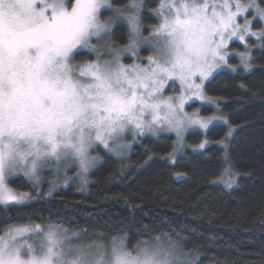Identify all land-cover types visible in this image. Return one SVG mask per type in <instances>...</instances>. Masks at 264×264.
Wrapping results in <instances>:
<instances>
[{"label":"snow or ice","instance_id":"snow-or-ice-1","mask_svg":"<svg viewBox=\"0 0 264 264\" xmlns=\"http://www.w3.org/2000/svg\"><path fill=\"white\" fill-rule=\"evenodd\" d=\"M105 6L113 7L110 0H73L71 5L66 0H0V205L29 199L9 186L8 178L17 171L33 183L49 163H78L86 173L98 159L90 149L102 145L124 154L128 145L120 141L126 132L171 129L180 144L189 125L207 129L216 117L198 118L185 105L193 97L206 99L202 85L216 68L233 67L228 64L233 38L264 39V27L252 30V20L264 23V7L256 0H158L153 9L158 23L147 36L144 0H129L102 22L99 13ZM117 20L128 28L123 49L109 40ZM93 37L112 48L110 60L100 58ZM141 44L153 52L144 66L120 62L121 50L135 55ZM80 48L96 52L97 58L77 61ZM238 55L249 69L251 54ZM166 86L173 95H164ZM205 142L197 147L203 149ZM223 176L231 188L235 173L227 154ZM156 241H138L131 250L117 237L108 245L102 237L84 245L73 243L59 226L45 230L40 224L8 223L0 229V264H188L171 238L167 244L160 237Z\"/></svg>","mask_w":264,"mask_h":264},{"label":"trees","instance_id":"trees-1","mask_svg":"<svg viewBox=\"0 0 264 264\" xmlns=\"http://www.w3.org/2000/svg\"><path fill=\"white\" fill-rule=\"evenodd\" d=\"M110 2L105 21L129 0ZM157 3L144 0V35L158 23ZM256 3L264 7V0ZM253 26L260 30L264 23L254 20ZM109 40L117 48L127 44L125 21H115ZM230 46L233 67L221 68L206 82L210 101L189 107L216 119L205 131H189L180 153L173 151L174 133L145 134L130 140L123 155L98 145L86 182L75 165L59 176L45 167L39 184L12 175L10 186L29 200L0 205V229L8 223L58 225L85 243L123 238L129 250L138 241L171 238L197 264H264V39L250 36ZM78 51L77 61L97 57ZM245 51L252 57L247 70L238 55ZM202 142L203 149L197 147ZM226 154L235 173L231 188L223 183Z\"/></svg>","mask_w":264,"mask_h":264},{"label":"rangeland","instance_id":"rangeland-1","mask_svg":"<svg viewBox=\"0 0 264 264\" xmlns=\"http://www.w3.org/2000/svg\"><path fill=\"white\" fill-rule=\"evenodd\" d=\"M248 1H243V0H241V3H247ZM66 3H68L69 5H71L72 3H73V0H66ZM111 3V2H110ZM105 9H109L107 6H105V7H102L101 9H100V13H99V18H100V20L103 22V21H105V20H103V11L105 10ZM249 12H254V10L253 9H249ZM245 15H247V13L245 14ZM248 18L251 20L252 19V17L249 15L248 16ZM238 22H240V23H243V18H241V17H238ZM253 22H254V20H252V30L253 31H259V30H256L255 28H254V26H253ZM145 36H147V35H145ZM250 36H246L245 37V42L247 41V39L249 38ZM235 40H237L236 38H233L230 42H229V44H228V53H229V57L233 54L232 53V50H231V44H232V42H234ZM239 41V40H238ZM91 42H92V44H94L96 47H97V49H99V56H100V58L102 59V60H110L111 58H112V48L111 47H108V46H106L105 45V42L103 41V40H100V41H98L97 40V38L96 37H93L92 38V40H91ZM110 44L112 45V46H114L113 45V43H111V41H110ZM115 47V46H114ZM123 47L124 46H121V47H119V48H117V47H115V48H117V49H123ZM80 49H83V48H80ZM79 50V49H78ZM86 50H88V49H86ZM90 51V50H89ZM92 53H96V52H92ZM150 55H153V52H152V49H151V47L148 45V44H141L137 49H136V54L135 55H133L131 52H128V51H123V50H121L120 51V62L122 63V64H124V65H133V64H138V65H141V66H144V64H145V62H146V59H147V57L148 56H150ZM97 58V57H96ZM126 58H128V59H126ZM229 60V59H228ZM224 67H226V66H221V67H219V68H216L213 72H212V74L208 77V79L207 80H205L204 82H203V85H202V90H203V94H204V96L206 97V99H203V100H201V99H198V98H196V97H193V99H191V100H189L188 102H187V104L185 105V111L186 112H189V113H192V112H197L198 113V118H207V117H204V116H202L199 112H198V110H194V109H190L189 107L194 103V102H200V103H206L207 101H210L209 99H208V97L206 96V94H205V91H204V88H205V85H206V82L212 77V75L215 73V72H217L218 70H220L221 68H224ZM197 83H200V81H199V78H197V81H196ZM169 85H171V81H169ZM174 93L170 90V88L168 87V86H166L165 87V89H164V95L165 96H169V95H173ZM176 94H178V93H176ZM146 119H148L149 117H145ZM214 120L215 119H212L210 122H209V124H208V127L214 122ZM207 127V128H208ZM193 129H201V130H206L205 128H201L199 125H189L184 131H183V133H182V140H181V143L180 144H177V146H176V153H180L184 148H185V145H186V136H187V134H188V132L189 131H191V130H193ZM162 132H172V133H174L175 134V136H176V138H177V140H178V137H177V135H176V132L174 131V130H171V129H164V128H162V130L158 133V134H160V133H162ZM145 134H152V135H158V134H153V133H151V132H145L143 135H145ZM139 136H141V135H139V134H135L134 132H126L125 134H124V138L120 141L121 143H123V144H126V145H128V147H127V149L130 147V145H131V141H133V140H135V139H137V137H139ZM131 140V141H130ZM110 144H111V142H110ZM97 147V146H96ZM96 147H94L93 149H90L89 150V152H90V155L91 156H95V154H94V150L96 149ZM126 149V150H127ZM108 150V149H107ZM125 150V151H126ZM124 151V152H125ZM113 153H115V152H113ZM116 154V153H115ZM68 159L69 160H71L72 158L71 157H68ZM95 162H96V160H95ZM94 162V163H95ZM94 163L92 164V166L94 165ZM73 165H75V166H77L78 168H77V174H78V176H79V178H82L83 177V180H85L86 178H87V175H88V173L90 172V169L92 168V166L88 169V171L86 172V173H81V170H80V168H79V165H78V163H74V162H71V163H68L67 165H64V163H63V161H61V162H59V164H57V163H49V165L48 166H46V168H48V169H51V170H53L52 172H53V175H54V173L57 175V176H59V175H64V173H66V172H68L69 170H71L72 168H74L73 167ZM45 168V167H44ZM44 168H42L41 170H40V172H39V181L37 182V184H39L40 183V181H41V174H42V172H43V169ZM75 169V168H74ZM17 174H23V172H20V171H17L16 173H14L13 175H17ZM24 175V174H23ZM12 176V175H11ZM10 176V177H11ZM9 177V178H10ZM27 177V176H26ZM9 178H8V183H9ZM28 178V177H27ZM31 180V179H30ZM67 182V181H66ZM64 184H66V183H64ZM9 186H10V184H9ZM11 187V186H10ZM12 188V187H11ZM14 189V188H13ZM14 190H16V189H14ZM17 192H21V191H18V190H16ZM28 200L29 199H27V200H25V201H23L22 203H20V204H23V203H25V202H28ZM54 226H58V225H54ZM59 227H61V226H59ZM45 230H47V228L48 227H43ZM62 228V227H61ZM62 229H64V228H62ZM64 230H66V229H64ZM73 234L74 233H70V231H68V230H66V235L67 236H69V237H71V239H72V242L73 243H79V244H84V245H87V244H89V243H85V242H81V240L79 239V235H78V238L76 237V236H73ZM80 241V242H79ZM161 241H163L165 244H167V242L166 241H164V240H161ZM157 241L155 240V241H153V242H148V244L149 245H152V244H155ZM125 243V242H124ZM105 245H108V244H105ZM181 253V258L182 259H184L185 261H187L188 262V264H197V260H194L193 258H190L189 256H186L185 254H183L182 252H180Z\"/></svg>","mask_w":264,"mask_h":264}]
</instances>
